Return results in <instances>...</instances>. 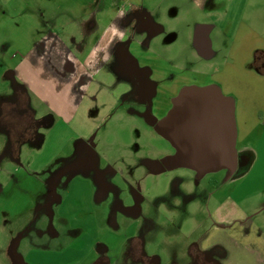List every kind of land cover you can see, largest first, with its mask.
<instances>
[{
	"label": "rangeland",
	"instance_id": "1",
	"mask_svg": "<svg viewBox=\"0 0 264 264\" xmlns=\"http://www.w3.org/2000/svg\"><path fill=\"white\" fill-rule=\"evenodd\" d=\"M3 1L0 264H145L143 258L152 256L156 264L173 259L200 264L203 255L191 256L187 247L197 245L207 231L214 237L215 231L209 230L215 221L219 228H228L225 233L231 237L242 230L245 241L240 244L257 245L264 253V129L247 138L237 132L236 147L249 158L242 170L179 166L164 170L160 165L176 156L175 149L155 127L156 118L145 114L151 105L143 104L145 85L155 89L152 69L173 85V63L196 68L198 73L211 61L218 65L226 58L240 20L264 36V0H212L209 5L204 0ZM103 10H109L105 14L110 19L127 17L131 38L118 40L112 56L108 45L100 46L95 75L75 86V117L65 121L40 91L18 81L12 69L21 60L29 68L30 52L38 54L45 47L58 58L77 53L85 44L82 32L88 30L90 15ZM201 26L214 44L207 56L195 44ZM101 36L94 38L95 44ZM251 57L248 52L238 56L244 70L237 73L236 81L258 79L249 73L255 61ZM33 72L59 94L56 81L47 79L42 66ZM200 81L203 86L204 80ZM242 95L251 102L243 108L237 98L229 99L236 131L241 114L255 113L254 123L264 125L262 113L256 110L264 92ZM236 209L244 216L226 223ZM130 227L133 237L126 239L115 263L92 262L91 253L107 246L110 232L125 239ZM236 252L238 256L229 257L228 264H256L246 249Z\"/></svg>",
	"mask_w": 264,
	"mask_h": 264
},
{
	"label": "crops",
	"instance_id": "2",
	"mask_svg": "<svg viewBox=\"0 0 264 264\" xmlns=\"http://www.w3.org/2000/svg\"><path fill=\"white\" fill-rule=\"evenodd\" d=\"M205 3L208 2V0H204ZM0 2H4L3 0H0ZM109 10H103L99 14L96 12H93L90 17L91 20L88 21L89 26L88 30L83 33L82 36H85V44L79 47L77 53L72 52V55L66 54L62 58H58V53H53L54 50L51 48L45 47L40 53L35 54L33 52H30L29 55L32 56V61L27 68L25 66V61L21 60L18 64L15 65V67L12 69V72L15 73V78L18 79V81H22L24 85H26L30 90L40 91L42 95H44V98L47 102H50V105L53 107V110L55 114L62 118L65 121H72L75 117V113L72 110V106H77V96H78V89L76 87L79 86V84H82L83 81H87L92 78L94 73V68L96 67V56L98 51L100 50V46H104L105 44L109 46V54L111 55V52L113 55L115 54V43L119 40H124L126 38L130 39L129 37V30L127 29V17H117L115 15L111 16V19L105 14ZM69 11H67L68 13ZM103 14V15H101ZM47 18H44V23H48ZM57 21L58 19L55 18ZM108 19V20H107ZM49 20H54L53 17H50ZM42 22V21H41ZM79 22V21H77ZM43 23V22H42ZM99 34H101V41H98L97 44H95L94 38H96ZM84 38V37H83ZM264 36L260 38V44L262 46L261 51V58H264ZM80 42V41H79ZM81 43V42H80ZM82 44V43H81ZM105 45V46H106ZM104 46V47H105ZM112 46V48H111ZM113 49V50H112ZM43 67V71L47 75V79H52L56 81L57 85V91L59 94H54L49 90V86L42 81L39 80V78L35 75L33 72V68L37 67ZM153 71V78H161V74L158 73L157 69H152ZM256 76H258V79H254L256 81H242L237 82L234 86L233 83H231L230 91H234L237 93V102L239 101V107L243 108L245 106H248L250 104V100L243 98L242 99V92H250L256 90L260 93L261 91L264 92V69H257L255 72ZM95 77V76H94ZM93 77V78H94ZM228 85V81L226 82ZM64 85H67L64 87ZM76 86V87H75ZM229 86V85H228ZM234 87V88H232ZM155 90V89H154ZM209 92H213L215 94H218L211 90H205ZM50 92V93H48ZM151 96H154L155 91L149 90ZM220 95V94H218ZM66 96V99L64 98ZM147 96V95H146ZM149 96V95H148ZM221 96V95H220ZM224 98L228 103L231 105L234 113V105L233 102H230L228 98L221 96ZM235 98V99H236ZM181 99V95L178 96V98L175 101L173 109L177 106ZM71 100V104H68L66 101ZM241 101V103H240ZM140 101L138 100L137 103ZM258 113H262V116L260 119L264 121V110L261 106H264V98H262L258 103ZM172 109V110H173ZM171 110V111H172ZM171 111L163 117L162 119H159L156 121L155 127L157 130L159 129L158 124L166 119ZM53 112V113H54ZM255 113H249V114H241L240 116V122L237 126L238 130L236 131L245 138H247L250 134L255 133L258 129L262 128L264 129V125L262 123H254L253 120H256L257 117L253 116ZM235 119V118H234ZM237 129V127H236ZM161 132V130L159 129ZM162 135H164L161 132ZM172 144V143H171ZM173 148L175 149L176 156H173V158H168V160H164L163 163L160 165L162 169H166L169 167H175L168 165L171 160L175 159L179 151L178 149L172 144ZM236 147V142H235ZM236 151V150H235ZM242 156L244 157V161L241 164L226 166L223 168H237L238 170H242L245 166L248 164L249 158H247L246 154L243 153ZM73 168V167H71ZM187 168V167H183ZM190 169H196V168H190ZM70 169H67L64 172H68ZM161 170V169H160ZM157 170V171H160ZM63 172V173H64ZM164 172V171H163ZM162 173V172H160ZM62 175V174H61ZM262 207H264V203H262ZM260 209V208H258ZM244 216L243 211H239L236 209V213H233L230 218L225 219L226 223L230 224L237 221L239 217ZM228 220V221H227ZM216 224H219V222L215 221V224L211 227L209 230L215 231L214 237H209V234L205 232V234L198 240L197 245L192 244L193 248L187 247V249H191L190 253L191 256L195 252L200 253L202 256L197 257L199 260V263L204 260L206 261L205 264H228V258L231 256H238L237 250L240 249H246V251L249 253L248 256L252 257L253 260L256 262V264H264V253L261 252V249L254 244H248L245 242V244H240V240L242 242L245 241L244 232L242 230H238L236 232V237H231L227 232L228 228H219ZM222 224V223H220ZM131 227L127 230L128 234L125 236V239L122 237L121 233H112L110 232L108 234L107 238V246L104 244L100 247H103L100 249L99 252H93L91 253L93 256V261L96 262L101 260L110 259L111 262H116L117 257L121 253V248H123L126 245V239H130L133 237V233L130 232ZM207 234V235H206ZM101 252V253H100ZM90 256V254L88 255ZM96 256V258H94ZM115 256V257H111ZM157 257V256H156ZM204 257V258H203ZM184 261V260H182ZM143 262L145 264L153 263L156 264L157 261L154 256L152 257H146L143 258ZM181 264L184 262H180L178 259H173L169 264ZM204 264V263H202Z\"/></svg>",
	"mask_w": 264,
	"mask_h": 264
},
{
	"label": "water",
	"instance_id": "3",
	"mask_svg": "<svg viewBox=\"0 0 264 264\" xmlns=\"http://www.w3.org/2000/svg\"><path fill=\"white\" fill-rule=\"evenodd\" d=\"M158 127L179 151L170 166L212 171L236 165L233 109L218 94L188 90Z\"/></svg>",
	"mask_w": 264,
	"mask_h": 264
},
{
	"label": "flooded vegetation",
	"instance_id": "4",
	"mask_svg": "<svg viewBox=\"0 0 264 264\" xmlns=\"http://www.w3.org/2000/svg\"><path fill=\"white\" fill-rule=\"evenodd\" d=\"M211 1L212 0H209L206 5H209ZM239 22L240 24L236 34H233L231 38L232 42L227 51L226 58H223V61H221L218 65V62L211 61V63L209 62V65L205 67V70L198 73L196 68L189 67L188 69H185L184 67H181V63H173L172 66H170L171 70L174 72V74H170L173 85L168 84V80L163 79L162 81L160 78H156L155 80V86H153L155 90L151 89L149 85H145L144 90L148 92L149 90L150 92L155 91L154 96L147 93V97L143 100L144 105H151V108L146 111L145 114L148 113V116L156 118V121L162 119L166 116L168 109L171 106L174 107L178 96H182L183 93L191 89L201 91L211 90L223 97L234 100L233 97L236 98L237 93L235 90H229L231 88L230 85L233 83L235 86L236 83L239 82L238 79L236 81L235 78H237V73H240V71L244 68V65L240 63L238 56L244 55V53L246 54L248 52L250 53V56H252L251 58L255 59L252 65V70L249 73L255 74L257 69H264V58H261L262 46L260 44V38L262 36L259 35L254 26L250 27L248 25L249 28H247L245 27L246 25L243 24V20H240ZM242 38L244 39L241 40ZM195 44L197 50L206 56L211 54L214 49V44L212 39L209 37L208 30L202 26L199 27L195 34ZM174 66L177 67V70ZM234 72H236L235 77ZM199 77L204 80L203 86H201L202 82ZM227 81L229 86L226 84ZM168 101L170 102L169 104ZM139 103H141V101ZM140 114L142 115L143 113ZM235 150L237 164L239 165L244 161V157L238 151L237 147H235Z\"/></svg>",
	"mask_w": 264,
	"mask_h": 264
}]
</instances>
